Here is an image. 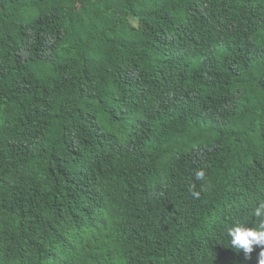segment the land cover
<instances>
[{
  "label": "trees",
  "instance_id": "obj_1",
  "mask_svg": "<svg viewBox=\"0 0 264 264\" xmlns=\"http://www.w3.org/2000/svg\"><path fill=\"white\" fill-rule=\"evenodd\" d=\"M261 202L264 0H0V264H259Z\"/></svg>",
  "mask_w": 264,
  "mask_h": 264
},
{
  "label": "clouds",
  "instance_id": "obj_2",
  "mask_svg": "<svg viewBox=\"0 0 264 264\" xmlns=\"http://www.w3.org/2000/svg\"><path fill=\"white\" fill-rule=\"evenodd\" d=\"M204 173L198 172L197 178L203 179ZM194 195H198L194 193ZM254 216L264 219V202L254 209ZM229 236L231 237V244L243 250L245 254L253 251V245L264 246V228H245L241 225L229 229ZM261 259L259 264H264V251L260 253Z\"/></svg>",
  "mask_w": 264,
  "mask_h": 264
}]
</instances>
